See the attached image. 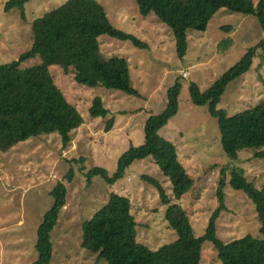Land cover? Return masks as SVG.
<instances>
[{
	"label": "rangeland",
	"instance_id": "rangeland-1",
	"mask_svg": "<svg viewBox=\"0 0 264 264\" xmlns=\"http://www.w3.org/2000/svg\"><path fill=\"white\" fill-rule=\"evenodd\" d=\"M7 1L0 0V65L18 60L29 51L33 44L32 23L67 0H27L25 20L18 16L17 9L5 11ZM97 1L116 29L147 45L139 48L108 35L99 37L103 53L129 62L132 85L139 96L79 85L72 73L50 67L56 84L84 122L65 148L59 134L54 133L30 137L8 152L0 151V264H33L37 259V230L43 214L53 204L50 192L58 181L67 186L68 199L52 234L51 264H104L81 247L82 228L107 203L112 191L130 199L139 243L157 250L177 240V233L165 218L167 206L161 204L156 188L142 178H155L173 196L170 179L151 156L134 160L112 185L100 176L87 185L85 175L94 166L105 167L110 175L116 172L126 149L143 143L148 117L165 111L167 92L176 82L181 84L179 111L158 133L176 144L179 158L193 178V187L175 203L188 213L195 237L203 236L218 207L217 187L224 169L227 211L217 222L218 237L225 243L248 234L261 237V222L253 201L243 190L232 187L229 179L232 169L238 168L256 187L264 188V158L254 157L252 148L240 150L237 158L228 155L221 143L218 119L211 117L206 107L195 106L190 96L191 84L204 92L264 41L260 20L220 9L204 32H188L187 54L181 59L172 30L152 13L141 16L136 0ZM40 63V57H36L25 61L21 69L35 68ZM183 72L187 77L182 76ZM96 97L109 110L107 118L90 115ZM262 102L264 54L259 49L250 70L227 87L218 110L234 116ZM109 119L114 120V126L107 131ZM80 157H84V163L78 161ZM70 169L74 170L72 181L65 177ZM201 264H222L211 242L203 245Z\"/></svg>",
	"mask_w": 264,
	"mask_h": 264
},
{
	"label": "trees",
	"instance_id": "trees-1",
	"mask_svg": "<svg viewBox=\"0 0 264 264\" xmlns=\"http://www.w3.org/2000/svg\"><path fill=\"white\" fill-rule=\"evenodd\" d=\"M27 0H8L5 11L18 10V16L26 19ZM138 11L146 17L154 14L173 32L179 58L188 50V32H204L212 16L220 9L254 16L264 29V0H136ZM101 35H108L133 46L146 48V44L135 36L116 29L110 22L104 6L97 0H67L58 8L46 13L32 23L33 44L18 60L0 65V151L8 152L12 147L30 137L58 133L63 147L72 141V133L83 124L78 109L69 102L56 84L50 67L57 66L64 73H72L75 82L90 88L104 87L138 97L129 74V62L125 58L109 56L102 52ZM264 41L251 49L241 61L201 92L196 84L190 85L191 100L197 107H206L211 117L218 119L221 143L232 158L238 157L242 149H254V157L264 158V102L253 110L226 116L218 110L227 87L246 74L253 63L256 52ZM40 57L35 68L22 70L21 65ZM181 84L176 82L167 92V107L161 114L148 117L144 124V140L139 146H130L121 155L118 168L113 175L102 166H94L85 175L87 185L95 176H100L107 185L121 178L125 169L137 159L151 156L162 173L170 179L173 196H170L160 181L148 175L142 178L157 190L161 204L167 206L166 221L178 238L175 242L157 250L137 241L136 221L130 213V199L112 191L107 203L83 224L81 247L97 256L104 264H201L205 242H211L222 264H264V188L256 187L244 175V170L233 168L229 183L243 190L255 205L261 222V237L248 234L225 243L217 235V222L227 211L225 186L226 172L221 171L218 182V207L213 212L206 233L195 237L188 213L181 204L175 203L193 187V178L180 160L174 142L158 133L179 111ZM94 118H107L109 110L100 97L90 107ZM114 126L109 119L106 130ZM78 161L84 163V157ZM84 170L83 168H81ZM74 177L70 169L66 176ZM53 204L42 216L37 230L35 249L37 259L33 264H51L54 255L52 234L59 214L67 205L68 189L58 181L51 190Z\"/></svg>",
	"mask_w": 264,
	"mask_h": 264
},
{
	"label": "built area",
	"instance_id": "built-area-1",
	"mask_svg": "<svg viewBox=\"0 0 264 264\" xmlns=\"http://www.w3.org/2000/svg\"><path fill=\"white\" fill-rule=\"evenodd\" d=\"M187 75H188V74H187L186 72H183V73H182V76H183V77H187Z\"/></svg>",
	"mask_w": 264,
	"mask_h": 264
}]
</instances>
